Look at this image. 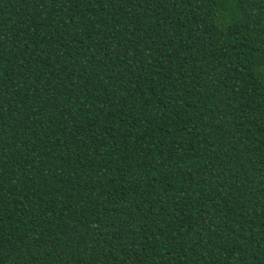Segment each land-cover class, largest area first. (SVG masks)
I'll return each mask as SVG.
<instances>
[{"label":"trees","instance_id":"1","mask_svg":"<svg viewBox=\"0 0 264 264\" xmlns=\"http://www.w3.org/2000/svg\"><path fill=\"white\" fill-rule=\"evenodd\" d=\"M0 264H264V0H0Z\"/></svg>","mask_w":264,"mask_h":264}]
</instances>
